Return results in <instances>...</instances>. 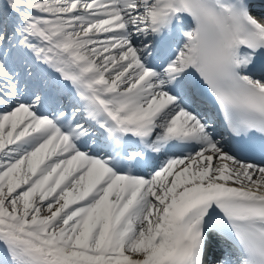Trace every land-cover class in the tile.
<instances>
[{
	"label": "snow or ice",
	"instance_id": "6c2138e0",
	"mask_svg": "<svg viewBox=\"0 0 264 264\" xmlns=\"http://www.w3.org/2000/svg\"><path fill=\"white\" fill-rule=\"evenodd\" d=\"M0 264H264V0H0Z\"/></svg>",
	"mask_w": 264,
	"mask_h": 264
}]
</instances>
